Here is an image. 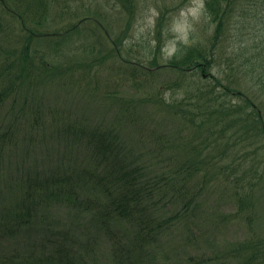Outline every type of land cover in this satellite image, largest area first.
<instances>
[{
	"label": "rangeland",
	"instance_id": "obj_1",
	"mask_svg": "<svg viewBox=\"0 0 264 264\" xmlns=\"http://www.w3.org/2000/svg\"><path fill=\"white\" fill-rule=\"evenodd\" d=\"M130 2L123 8L117 0H52L45 24L30 25L60 34L78 24L74 43L52 48L50 40L33 38L26 65L19 59L12 71L0 65V264H49L58 241L78 249L72 253L77 264H115L111 238L83 204L49 200L34 214L33 229L10 224L8 213L28 191L15 186L19 178L93 167L84 140L74 138L73 130L83 126L115 131L123 159L142 167L144 181L159 185L146 211L151 222L161 223L155 246L133 256L132 264H254L264 257V142L244 122L243 98L225 92L240 90L264 120V76L246 69L256 54L264 58V10L251 29L235 15L219 18L223 36L205 77L167 69L151 75L146 69L156 71L178 44H208L216 23L204 14L203 0ZM160 10L165 22L155 49ZM9 12L0 4L3 27L13 28H3L0 38L7 51H19L26 31ZM85 17L92 24L82 22ZM246 24L254 25L253 18ZM241 61L242 72L236 67ZM161 98H186L181 115L171 119ZM225 104L231 105L228 114L220 112ZM111 228L126 243L124 225Z\"/></svg>",
	"mask_w": 264,
	"mask_h": 264
},
{
	"label": "trees",
	"instance_id": "obj_2",
	"mask_svg": "<svg viewBox=\"0 0 264 264\" xmlns=\"http://www.w3.org/2000/svg\"><path fill=\"white\" fill-rule=\"evenodd\" d=\"M117 1L121 2L123 8H131L130 0ZM51 2L52 0L0 1L3 9L5 11L10 10L9 13L19 20L20 26L24 32L26 31L27 36L23 49L19 51L14 49L7 51L5 47L3 48L4 42L0 38V65L3 64L5 68H11L10 71L14 67H17L18 59L26 65L29 62L27 59L31 56L28 49L33 38L37 40L40 38L41 40H50L48 43H52V48L54 46L59 47L63 43L68 47V45L74 43L72 41L74 36H77L81 31L78 24H72V26L66 28L60 34L57 32L55 34H44L30 25V23H34V26L45 24L49 18ZM10 7H12V10ZM263 10L264 0H203L204 14L210 17L211 22L216 23L212 34L207 36L209 37L208 44L202 45L201 41L180 43L174 53L165 62L155 64V66H158L156 71H153L152 68H145L147 74L153 75V72H160L163 69H167L169 71L189 73L192 75L199 73L201 77H205L206 74H209L210 67L214 62L215 46L223 36L221 35V22L219 18L224 15L231 18V15H235V20L243 22L247 28H256L257 24L261 23L260 17L262 16L261 11ZM251 18L254 20V25H247L246 23ZM83 21L91 22L86 17L83 18ZM93 21L96 22L95 24L99 29L104 31L106 34L104 36L108 37L102 24L95 19ZM164 22L165 11L160 10L157 23L155 21L157 37L155 49H160ZM228 25L224 28L223 34ZM3 28L5 29L4 32L7 31L9 33L10 31L12 33L13 28L6 23L3 27L0 20V34ZM93 34L98 35L94 30ZM114 43L117 42L115 41ZM261 44L264 46V43ZM245 45L250 46V42H245ZM12 54L18 56L12 63L5 62V59ZM259 55L260 53L254 56L252 65L246 69L255 71L254 76L258 75L260 78H263L264 58ZM43 57L44 55L41 56V61L44 60ZM2 60H5L4 63ZM43 66L47 68V63ZM236 67L241 72L245 69L242 61ZM257 70L260 72H257ZM225 92L243 98L246 107L245 116L247 115L244 122L247 123L246 125H249L248 129L255 131V135L264 142V120L258 109L254 107V104L249 98L242 96L240 90L226 89ZM184 100L186 98L178 101H168L165 98H161L160 102L171 112V119L175 120L176 115H179L183 109ZM230 106L225 104L220 108V112L222 114H228V107ZM232 111L236 117L235 106H232ZM212 118L217 119L218 116L212 113ZM194 122L196 121L194 120ZM226 122L231 121L226 120ZM238 123L241 125L239 119ZM208 128L209 125H207ZM73 131L75 133V141L84 140L93 167L89 169H69L67 165L65 168H68L70 172L62 176L59 173L50 174L48 172L45 174L42 173L32 180L28 178L22 180L19 178L15 186L21 189L26 187L28 191L20 194L12 211L7 212L13 216V219L10 218L11 228L17 231L33 229L36 226V224H32L34 214H37V211H41L40 207L42 204L46 205L49 200L62 201L68 205L83 204V212L85 211L87 214H90L92 210L90 218L94 220L96 228L104 233L108 239L111 238L109 248L111 247V257L115 264H132L133 261L131 260L133 256L149 254L155 246L154 230L161 223L159 221L151 222L152 216L147 214L146 211L150 206L151 196L154 197V192L151 191L153 187H155L156 191L159 185L156 181V184H154L149 179H147L149 180L148 182L144 181L141 177L145 173L142 167L123 159L120 153L119 139L115 131L101 130V127L85 128V126ZM67 133L71 134V130ZM60 169H63V167L60 166ZM85 193H89L90 196H84ZM94 207L98 209L93 210ZM125 221L129 226L124 224ZM117 225L120 227L124 225L123 238L126 240V243L122 241L116 231L112 230L111 226L116 228ZM55 244L56 254L55 257L50 259L49 264H77V260H75L72 253L75 251L79 253V251L74 245H66L60 241ZM254 264H264V257Z\"/></svg>",
	"mask_w": 264,
	"mask_h": 264
}]
</instances>
